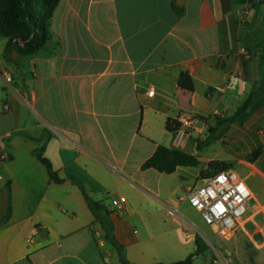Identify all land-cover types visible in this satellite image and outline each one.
Instances as JSON below:
<instances>
[{
  "label": "crops",
  "instance_id": "0c3cea01",
  "mask_svg": "<svg viewBox=\"0 0 264 264\" xmlns=\"http://www.w3.org/2000/svg\"><path fill=\"white\" fill-rule=\"evenodd\" d=\"M172 4L60 0L37 54L7 57L0 37V264H122L78 183L110 211L130 264L184 261L197 250L190 217H201L187 196L215 161L250 187L241 232L264 248V1L181 0L182 16ZM182 73L193 91L180 87ZM251 92L249 109L227 122ZM184 115L200 119L182 149L200 165L143 169L159 146L173 148L167 124Z\"/></svg>",
  "mask_w": 264,
  "mask_h": 264
},
{
  "label": "trees",
  "instance_id": "16d2710c",
  "mask_svg": "<svg viewBox=\"0 0 264 264\" xmlns=\"http://www.w3.org/2000/svg\"><path fill=\"white\" fill-rule=\"evenodd\" d=\"M59 2L60 0H0V37L7 39L5 50L7 57L12 50L19 55L32 56L50 43L52 40L51 22ZM172 7L179 16L184 14V9L178 7L177 0H173ZM257 48L260 55V70L264 74V35H261ZM179 85L185 90H194L193 81L186 73L181 74ZM252 97L253 92L227 122L233 123L241 117L249 109ZM178 126L179 122L177 121H169L167 124V128L171 133H174ZM20 135H23V133H20ZM261 153L262 149L256 150L251 154L249 160L255 161ZM34 155L47 167L50 178L54 183L64 182L53 169L50 161L44 157L43 148L36 149ZM199 165L200 162L194 155L180 149L159 146L154 155L144 163L143 169H155L159 173L170 175L179 166L196 167ZM227 169V165L223 162H212L206 171L201 172V179L205 180ZM77 185L85 196L89 209L102 226L105 239L117 250L121 263L130 264L126 257L125 247L121 245L115 236L114 224L108 208L104 204L94 201L80 183ZM195 244L197 247L196 252L186 260L174 264H189L195 255L199 254L201 250H205V245L199 236H197Z\"/></svg>",
  "mask_w": 264,
  "mask_h": 264
},
{
  "label": "built area",
  "instance_id": "2783aa9c",
  "mask_svg": "<svg viewBox=\"0 0 264 264\" xmlns=\"http://www.w3.org/2000/svg\"><path fill=\"white\" fill-rule=\"evenodd\" d=\"M254 1L262 3L264 0ZM4 80L10 84L11 74L6 72ZM149 95H154V91H150ZM176 121L179 122V126L173 133V148L182 150L186 148L192 131L200 123V119L184 115ZM252 197V191L246 180L237 171L228 168L203 180L201 186L189 192L187 200L189 205L201 215L203 222L212 229L213 234L225 244L229 243L238 232H243V221ZM126 202V198L121 197L113 200L112 206L120 211L123 210ZM168 215L177 217L180 213L174 209L169 210ZM212 250L210 261H205L204 264H229L217 246L212 245ZM198 256L195 255L189 264H197Z\"/></svg>",
  "mask_w": 264,
  "mask_h": 264
},
{
  "label": "rangeland",
  "instance_id": "374dc122",
  "mask_svg": "<svg viewBox=\"0 0 264 264\" xmlns=\"http://www.w3.org/2000/svg\"><path fill=\"white\" fill-rule=\"evenodd\" d=\"M22 113H24V111H22ZM5 123L4 119L0 117V128L3 130L5 129V126H7V123ZM211 152H215L214 145L209 148L208 153ZM190 220L197 226L198 236L202 239L205 245V250H201L198 254L199 256L196 260L197 264H204L205 261H210L213 253L212 245L219 248L220 252L227 258L229 264H264V257L261 254V251L264 250V248L260 250L257 249L249 241L246 234L238 232L229 243L224 244L213 234L212 229L203 222L202 217L199 215L197 217L191 216ZM139 231L142 233L143 238H145V232L142 229ZM181 259H185V256H182ZM164 264L168 263L166 262Z\"/></svg>",
  "mask_w": 264,
  "mask_h": 264
},
{
  "label": "water",
  "instance_id": "95a60500",
  "mask_svg": "<svg viewBox=\"0 0 264 264\" xmlns=\"http://www.w3.org/2000/svg\"><path fill=\"white\" fill-rule=\"evenodd\" d=\"M177 4L180 6L181 5V0H178L177 1Z\"/></svg>",
  "mask_w": 264,
  "mask_h": 264
}]
</instances>
